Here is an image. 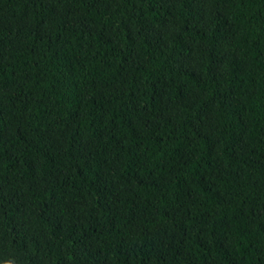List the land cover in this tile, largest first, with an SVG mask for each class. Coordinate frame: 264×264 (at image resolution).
Here are the masks:
<instances>
[{"label": "trees", "instance_id": "trees-1", "mask_svg": "<svg viewBox=\"0 0 264 264\" xmlns=\"http://www.w3.org/2000/svg\"><path fill=\"white\" fill-rule=\"evenodd\" d=\"M0 264H264V0H0Z\"/></svg>", "mask_w": 264, "mask_h": 264}]
</instances>
